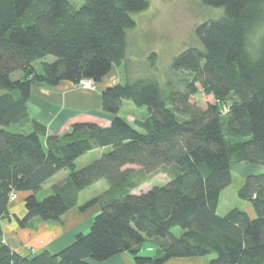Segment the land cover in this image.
<instances>
[{
    "label": "trees",
    "instance_id": "trees-1",
    "mask_svg": "<svg viewBox=\"0 0 264 264\" xmlns=\"http://www.w3.org/2000/svg\"><path fill=\"white\" fill-rule=\"evenodd\" d=\"M201 2L222 11L197 25L196 44L173 59L172 71L188 74L182 89L164 92L153 75L128 79L101 92L108 126L77 122L52 135L30 115L32 90L95 85L128 66L127 30L147 0H0V264H95L122 253L134 264L197 257L264 264V172L246 176L236 193L254 216L217 212L233 165L264 167V0ZM198 95L208 98L204 106ZM124 102L146 116L120 117ZM94 150L102 153L77 169V159ZM61 171L65 178L37 198ZM161 172L167 183L133 193ZM100 180L106 189L78 205L79 194ZM11 192L28 193L24 216L14 217L20 228L60 222L74 208L98 212L88 232L60 252L22 256L2 242ZM146 242L152 256L140 254Z\"/></svg>",
    "mask_w": 264,
    "mask_h": 264
},
{
    "label": "rangeland",
    "instance_id": "rangeland-1",
    "mask_svg": "<svg viewBox=\"0 0 264 264\" xmlns=\"http://www.w3.org/2000/svg\"><path fill=\"white\" fill-rule=\"evenodd\" d=\"M221 11V9L205 6L201 0H147L146 9L132 16L135 26L127 30L128 50L126 63H128V66L124 68L122 66L120 70L112 69L111 74L117 75L121 83L126 82L128 79L135 80L153 75L164 92L168 86L182 89L183 81L188 78V74L186 72L172 71L171 63L179 53L187 47L196 44L194 37L195 27L204 21L217 18ZM259 32L260 30L252 35L250 39L252 44L257 41ZM51 61H53V57L49 56L46 58V62ZM16 77L14 75L13 79ZM112 81L115 82L116 79L113 78ZM93 89H95V86L92 89L84 90L92 91ZM206 100L208 98L206 99L202 95L194 98L195 103L199 106H204ZM131 107L130 105L129 108L128 104L124 102L119 115L126 119L128 115H131ZM98 116L97 120L99 123H106L110 117L108 116L107 118L101 114ZM99 156V152H92L80 157L76 161V168L80 169L86 166L88 159L92 162L94 158ZM60 177V174H58L50 181L58 182ZM168 178V174L164 172L158 173L148 182L134 190L133 193L139 194L148 191L154 186H162L168 182ZM232 179L231 185L221 193L218 212L226 214L229 210L238 208L254 216L250 204L237 198V190L242 185L241 176L233 172ZM49 185L50 183L45 184L43 190L37 193V198L42 199L49 194V192H46ZM106 187V181L100 180L90 188L82 191L79 194L78 205H82L87 200L101 194ZM17 199L15 200L16 203L24 205V201L21 200L23 198ZM89 214L91 215V212ZM31 225L32 223L29 224V226ZM171 233L174 236H178L180 229L174 227L171 229ZM149 248L154 249V246L149 242L144 243L140 254L142 256L150 255L152 251L150 252Z\"/></svg>",
    "mask_w": 264,
    "mask_h": 264
},
{
    "label": "crops",
    "instance_id": "crops-1",
    "mask_svg": "<svg viewBox=\"0 0 264 264\" xmlns=\"http://www.w3.org/2000/svg\"><path fill=\"white\" fill-rule=\"evenodd\" d=\"M113 69L117 70L116 68ZM111 73L103 78L100 83L95 84V89L92 91L81 89L70 82H61L52 88L33 89L28 102L30 115L43 123L48 129V133L52 135H61L68 132L71 125L77 122H94L100 126H108L111 117H109V120L107 119L106 123H99L97 119L99 118V114L107 118L109 116L102 111L101 92L107 87L120 83L118 76ZM113 78L116 79L115 82L112 81ZM126 104H128L129 108L130 105L132 106L131 115L126 117L128 122L146 116L144 109H137L129 102H126ZM129 117L130 119H128ZM92 152L102 153L101 150H94ZM90 161L88 159L86 163ZM233 172L241 176L243 183L246 176L264 172V167L239 163L231 167V173L233 174ZM59 174L61 176L59 181L66 176L65 171H61ZM48 183H50V187L56 182L49 180ZM27 195L28 193H18V198H23L21 200L24 201ZM89 212H91V215ZM97 212L98 210L94 208L82 214L74 208L65 213L60 222L34 221L31 226L28 225L25 228H20L14 217H23L25 208L23 204L19 205V203L14 201L8 206V214L10 217L1 221L3 233L2 242L22 256L32 257L43 252L56 254L69 246L77 234L86 233L89 230L93 217ZM218 214L224 215L219 212ZM148 250L150 252L152 251L148 256H152L155 253V247L154 249L149 248ZM209 261V257H197L170 259L164 264H209ZM95 264H134V262L129 254L122 253L105 262Z\"/></svg>",
    "mask_w": 264,
    "mask_h": 264
},
{
    "label": "built area",
    "instance_id": "built-area-1",
    "mask_svg": "<svg viewBox=\"0 0 264 264\" xmlns=\"http://www.w3.org/2000/svg\"><path fill=\"white\" fill-rule=\"evenodd\" d=\"M76 86L82 89H92L94 87V84L90 80H82ZM16 199H17V194L15 192H11L9 195V202H13Z\"/></svg>",
    "mask_w": 264,
    "mask_h": 264
}]
</instances>
